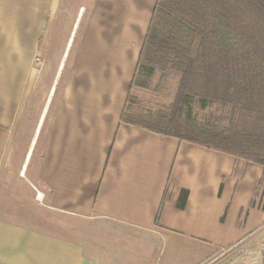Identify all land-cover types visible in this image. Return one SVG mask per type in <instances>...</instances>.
Listing matches in <instances>:
<instances>
[{
    "label": "crops",
    "instance_id": "crops-1",
    "mask_svg": "<svg viewBox=\"0 0 264 264\" xmlns=\"http://www.w3.org/2000/svg\"><path fill=\"white\" fill-rule=\"evenodd\" d=\"M156 3L0 0V264H203L264 241V166L121 122Z\"/></svg>",
    "mask_w": 264,
    "mask_h": 264
},
{
    "label": "trees",
    "instance_id": "trees-1",
    "mask_svg": "<svg viewBox=\"0 0 264 264\" xmlns=\"http://www.w3.org/2000/svg\"><path fill=\"white\" fill-rule=\"evenodd\" d=\"M144 61L182 74L174 110L195 97L202 107L233 104L235 124L202 130L177 111H124L121 122L264 165V0H157L134 79Z\"/></svg>",
    "mask_w": 264,
    "mask_h": 264
},
{
    "label": "rangeland",
    "instance_id": "rangeland-1",
    "mask_svg": "<svg viewBox=\"0 0 264 264\" xmlns=\"http://www.w3.org/2000/svg\"><path fill=\"white\" fill-rule=\"evenodd\" d=\"M79 33L78 31L75 36L76 41L79 37ZM222 39L223 36L220 35L218 40ZM75 47L76 43H74L70 51V45L67 48L60 67L61 76L59 72L60 78L59 80L57 79L59 85L63 82L68 73ZM181 79L182 74L169 65L154 62L153 65L150 66L147 61H144L143 66H141L139 73H137L130 86L125 111L134 119H136L134 116L138 114L155 116L159 112L171 114L177 111L180 117L189 118L191 121L198 124L202 130L207 126H217L220 128L234 126L238 116V108L233 104L214 102L208 103L207 106L202 107L197 97H195L187 102H185V99H182L179 109L175 108L174 110ZM255 247V251H236L232 254L219 256L213 261L208 260L203 264H261L259 259L260 247Z\"/></svg>",
    "mask_w": 264,
    "mask_h": 264
},
{
    "label": "built area",
    "instance_id": "built-area-1",
    "mask_svg": "<svg viewBox=\"0 0 264 264\" xmlns=\"http://www.w3.org/2000/svg\"><path fill=\"white\" fill-rule=\"evenodd\" d=\"M259 255L261 258V264H264V241L261 243V246L259 249Z\"/></svg>",
    "mask_w": 264,
    "mask_h": 264
}]
</instances>
